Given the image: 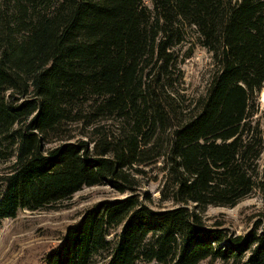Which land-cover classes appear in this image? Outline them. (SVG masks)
Segmentation results:
<instances>
[{"label":"trees","instance_id":"1","mask_svg":"<svg viewBox=\"0 0 264 264\" xmlns=\"http://www.w3.org/2000/svg\"><path fill=\"white\" fill-rule=\"evenodd\" d=\"M152 4L2 0L0 223L106 184L129 196L84 213L46 264L104 254L105 264H264V232L234 236L204 220L209 206L264 196V142L251 120L264 87V0ZM189 30L217 66L193 109L173 79ZM161 161L172 207L155 210L137 176Z\"/></svg>","mask_w":264,"mask_h":264},{"label":"rangeland","instance_id":"2","mask_svg":"<svg viewBox=\"0 0 264 264\" xmlns=\"http://www.w3.org/2000/svg\"><path fill=\"white\" fill-rule=\"evenodd\" d=\"M143 2L149 9H154L152 0ZM174 52V89L180 94L183 105H192L193 109L195 103L207 94L217 66L213 55L200 47L198 35L191 30L186 42L175 47ZM253 104L255 113L251 120L264 142V87ZM79 132L74 133V140L81 139ZM257 165L260 176L264 175V151ZM8 167V164L0 163V176L6 173ZM140 168L143 173L137 176L140 184L137 194L155 210L171 208L172 204L162 202L161 197L167 179V171L162 161ZM128 196L129 194L117 193L110 186L103 184L85 188L68 201L45 207L43 210H20L16 218L0 223V264H46L48 253L60 245L67 228L78 223L84 213L104 201H117ZM204 220L209 227L223 225V228L234 236H245L257 228L264 232V196L255 190L236 207L209 206ZM105 256L106 254L95 257L93 264H105ZM201 264L224 263L208 260Z\"/></svg>","mask_w":264,"mask_h":264}]
</instances>
